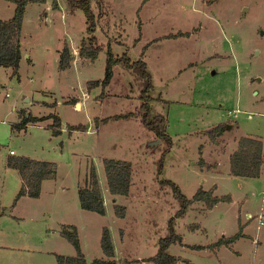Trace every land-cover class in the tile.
<instances>
[{
  "label": "rangeland",
  "instance_id": "rangeland-1",
  "mask_svg": "<svg viewBox=\"0 0 264 264\" xmlns=\"http://www.w3.org/2000/svg\"><path fill=\"white\" fill-rule=\"evenodd\" d=\"M46 1L26 8L21 39L28 57L18 74L0 67V264H58L57 256L75 257L64 236L72 227L88 264L111 260L101 246L106 227L115 264H154L159 239L169 236V220L181 208L172 187L160 180L178 184L191 199L208 189V180L202 183L207 172L211 183L214 174L229 175L231 142L253 137L264 144V0H91L103 48L95 61L79 55L88 28L84 11L73 12L67 0ZM16 7L15 0H0V20L11 19ZM65 45L74 60L59 70ZM109 47L116 57L147 63L153 109L168 118L171 150L164 141L150 147L156 136L140 122L138 73L117 64L109 87L90 86L106 77ZM129 113L136 116L115 118ZM29 115L47 118L20 127ZM50 116L61 119L60 136ZM229 124L219 134L216 127ZM11 151L55 164L56 177L42 183L39 198L18 199L23 184L9 166ZM104 159L132 163L128 196L109 192ZM92 166L106 215L80 205L79 188ZM217 182L218 192V184L210 190L225 201L212 213L216 205L196 202L177 218L175 231L188 246L173 245L169 254L181 258L178 264H264V166L258 179ZM239 231L232 245H215Z\"/></svg>",
  "mask_w": 264,
  "mask_h": 264
},
{
  "label": "trees",
  "instance_id": "trees-1",
  "mask_svg": "<svg viewBox=\"0 0 264 264\" xmlns=\"http://www.w3.org/2000/svg\"><path fill=\"white\" fill-rule=\"evenodd\" d=\"M70 9L75 12L77 9L84 11V14L88 20L87 36L82 41L79 55L83 58L91 59L95 61L99 56V52L103 50L98 43L97 31V18L92 10L91 0H67ZM16 9L14 16L9 20H0V67H7L13 69L14 74H18L20 64L23 60V43H22V30L24 24V15L26 8L29 4H45L46 0H15ZM108 61L106 67V77L103 81L90 82V86L98 87L103 86L106 88L112 82L115 73L114 67L117 64H122L124 68L138 73L142 79L143 88L139 95L141 106L139 117L141 118V124L147 128L151 133L156 136V139H160L161 142H166L168 150L173 148V141L169 135L168 118L162 114L156 113L153 109V77L148 71L147 63L142 59L133 61L127 54L122 57H116L113 55L111 47L107 50ZM74 56L69 48L65 45L60 51L59 70H68L72 67ZM159 100L162 103L166 101L160 96ZM134 113L117 115V119H129L135 117ZM54 118L53 131L54 134L60 136L62 122L57 116H50ZM47 117L38 118L32 115L25 116L24 123L20 126L28 125L30 123L43 122ZM107 120V119H106ZM105 120V121H106ZM222 134L227 126L219 125L216 127ZM76 130V129H75ZM216 129H213L211 133H214ZM168 152V151H167ZM165 152L164 154H166ZM9 166L13 169H17L22 179V190L18 195V199L26 195L31 198H39L42 192V183L47 179H53L56 177L57 168L54 163L41 162L37 160L25 158H17L11 156L9 159ZM231 174L235 177L244 179H258L260 178L264 166V144L259 139L253 137H243L238 141L237 150L231 155ZM103 166L105 167L107 185L109 192L112 196H128L132 188V180L134 175V167L131 162L115 159H104ZM163 170V165L161 171ZM160 183L163 185H170L174 192L175 197L181 203V208L176 215L169 221L168 229L169 236L159 239V248L155 258H152L154 264H178L181 258H176L169 254V249L173 245H184V239L175 231L176 219L185 216L189 208L196 202H204L209 208L217 205L220 202H224L223 197H218L214 194V189L206 191L203 188L198 190L193 198H187L180 188V186L167 179H161ZM79 201L81 208L90 212H94L101 215H106V204L102 195L101 185L99 184V178L96 167L92 166L86 185L79 188ZM227 201V200H226ZM120 210L118 214L119 218H124L125 207H117L116 210ZM64 236L72 242L76 248L75 257H63L57 256L58 264H88L85 254L82 250L81 242L79 241L78 230L74 227L65 229ZM242 233H236L231 238L220 239L215 245L217 246H230L235 241L240 239ZM101 246L104 255L111 260H95L93 264H115L112 260L115 257V246L112 241L111 232L109 228H104L101 237ZM213 246H210V248ZM194 248V247H192ZM197 249L204 248L203 246H195ZM194 248V249H195Z\"/></svg>",
  "mask_w": 264,
  "mask_h": 264
},
{
  "label": "crops",
  "instance_id": "crops-1",
  "mask_svg": "<svg viewBox=\"0 0 264 264\" xmlns=\"http://www.w3.org/2000/svg\"><path fill=\"white\" fill-rule=\"evenodd\" d=\"M5 20H9V19H5ZM22 51H23V55L25 56V57H28V55L24 52V50H23V47H22ZM22 63V62H21ZM21 65V64H20ZM112 83V82H111ZM110 83V84H111ZM110 86V85H109ZM108 86V87H109ZM81 104V108H83V102L82 103H80ZM240 138H242V137H240ZM239 138V139H240ZM239 141V140H238ZM238 141H236V142H234L233 144H232V142L230 143V146L234 149V151H232L231 153H230V155H229V157H228V163H229V166H228V170H229V175H227V176H223V175H220V174H214L215 176H216V179L215 180H213V182L211 183L210 182V180H209V173L210 172H207L206 174H207V178H205V179H203L202 180V183H206L207 182V180H208V189H206V191H210V189L211 188H213L214 186V184L215 185H217L218 184V186H217V189H216V193L218 192V190H219V188H220V186H219V183L217 182L219 179H221L222 177H228V178H233V177H235V176H233V175H231V163H230V157H231V155L236 151V149L238 148ZM12 156V155H11ZM263 171V170H262ZM230 176V177H229ZM232 176V177H231ZM211 177H212V175H211ZM237 178H239V177H237ZM243 179V178H242ZM213 186V187H212ZM216 196H218V197H221V195H218V194H216ZM234 203V202H233ZM232 203V204H233ZM219 206V204H217L216 205V207H214L213 209H211V210H208L209 211V213L211 212H213V210L215 209V208H217ZM203 229V228H202ZM235 235V234H234ZM225 235H223V237L222 238H224V239H228V238H231V237H228V238H226V236L224 237ZM233 236V235H232ZM185 244V243H184ZM185 246H188V245H186L185 244ZM206 247V246H205ZM209 247V246H208Z\"/></svg>",
  "mask_w": 264,
  "mask_h": 264
},
{
  "label": "water",
  "instance_id": "water-1",
  "mask_svg": "<svg viewBox=\"0 0 264 264\" xmlns=\"http://www.w3.org/2000/svg\"><path fill=\"white\" fill-rule=\"evenodd\" d=\"M262 35H264V32L262 33ZM78 106V105H77ZM232 128V126L229 124V125H227V129L228 130H230ZM161 142V140L160 139H156L154 142H152L151 144H150V147H155V146H157L159 143Z\"/></svg>",
  "mask_w": 264,
  "mask_h": 264
},
{
  "label": "built area",
  "instance_id": "built-area-1",
  "mask_svg": "<svg viewBox=\"0 0 264 264\" xmlns=\"http://www.w3.org/2000/svg\"><path fill=\"white\" fill-rule=\"evenodd\" d=\"M7 95H8V94H7ZM10 155L14 156V155H15V152H14V151H11V152H10ZM259 219H260V222H259L260 225L263 224V219H264V218L259 217Z\"/></svg>",
  "mask_w": 264,
  "mask_h": 264
}]
</instances>
